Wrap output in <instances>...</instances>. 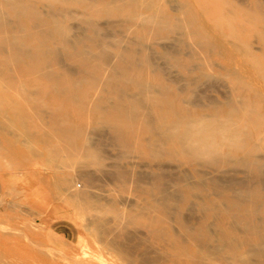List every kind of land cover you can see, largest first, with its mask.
Masks as SVG:
<instances>
[{"label": "rangeland", "instance_id": "rangeland-1", "mask_svg": "<svg viewBox=\"0 0 264 264\" xmlns=\"http://www.w3.org/2000/svg\"><path fill=\"white\" fill-rule=\"evenodd\" d=\"M26 1L46 17L55 11L69 40L79 39L81 53L69 55L66 66L51 61L43 69L27 70L19 69L26 63L5 61L0 53V264H76L81 252L87 253L83 262L92 264H125L127 258L136 259L135 264H264V255L253 252L264 251V244L252 247L249 242L257 238L247 235L244 225L233 224L223 198L261 171L263 182L250 179L247 187L258 191V203H264V121L255 128L241 120L238 127L249 134L240 143L218 139L225 158L216 164L203 155L155 156L144 117L148 112L154 119L158 108L153 104L136 105L139 117L128 119L131 130L117 126L122 119L108 112L129 107L131 98L141 95L166 100L170 87L171 98L189 118L226 119L230 98L264 116V0H179L183 9L176 7L177 0H153V8L168 21L159 30L146 22L153 12L145 6L149 0H135L139 4L126 7L128 13L120 5L132 0ZM188 7L198 15L193 26L180 22ZM89 21L103 44L84 40L92 34ZM24 24L30 31L33 23ZM196 29L207 36L203 44ZM47 45L64 52L62 42ZM121 45L140 47L141 57L159 66V73L150 63L132 71L140 84L159 88V94L153 88L142 92L130 81L109 80L119 70ZM171 49L177 51L174 61L165 57ZM103 50L109 61L81 60ZM189 50L193 54H185ZM43 72L63 79L42 78ZM245 156L255 167L247 170L238 162ZM117 171H127L124 180L112 175ZM156 173L163 175L167 189L183 194L181 209L174 200L170 210L161 205L152 179ZM182 173L190 175V184L168 180ZM214 176L233 190L220 197L197 187L200 177L209 181ZM230 178L238 183L232 185ZM216 203L220 207L212 208ZM263 205L254 219L264 229ZM222 236L233 244H222Z\"/></svg>", "mask_w": 264, "mask_h": 264}, {"label": "bare ground", "instance_id": "bare-ground-1", "mask_svg": "<svg viewBox=\"0 0 264 264\" xmlns=\"http://www.w3.org/2000/svg\"><path fill=\"white\" fill-rule=\"evenodd\" d=\"M177 2L178 3L176 7L178 9L187 8L185 7L186 5L182 4L179 0H177ZM133 3L139 4L135 0H132L131 3L124 2L121 3L120 9L124 11V13H128L125 9L126 7H128V11H129V7H131ZM0 5L5 6V9L1 7L3 10L0 8V53L5 54L4 56L5 61H9V62L22 61L27 65L21 66L19 67V69L27 70L29 68H35V67L36 68L39 67V69H43L45 66H47V63L51 61L55 62L58 65L63 63L66 66L67 64L66 60L69 57V55H72L75 58L79 57V54L81 53L80 49L78 48L80 44L79 39H75L73 41L69 40L66 25L63 24L57 18L55 11H50L48 13V17H46L42 13L37 12L36 9H34L33 6L30 3H28L26 0H5L2 3H0ZM145 6L148 9L153 8V0L147 1L145 3ZM114 9H119V7H115ZM152 10L153 12L151 13V15H149L146 18V22L148 23V26H150V24H153L155 30H159L160 28H162V24L164 26H167L168 21L164 20V16L161 14L160 10H158V8H153ZM184 12L186 17L180 22L183 23L184 25L188 24L189 26H193V24H196L198 20L197 13L194 10L190 9L189 7ZM10 16L11 17L13 16V19H11ZM26 21L33 23V26L31 27L30 31L27 30V28L25 27L24 22ZM37 27L38 29L35 30V28ZM88 27L92 31V34H90L89 37L85 38L84 40H87L88 42H90L89 43L90 45H94V46H99L103 44V40L101 34L98 31V27L95 24H93V22L91 21L88 22ZM177 27H182V25L179 24L177 25ZM145 29L147 28L142 27V30ZM194 32H196L195 34L201 40L200 44H203L202 41L207 36L203 34L204 33L203 31H199L198 29H196V31ZM33 40L35 41L34 46H32V44L30 43ZM51 41H54L56 43L62 42L64 45L63 46L64 52H62L56 46L47 45V43ZM138 44L140 45V47L142 46L141 43ZM195 45L198 46V44H192V46ZM140 47L138 49H135L121 45V49L118 55L119 70L111 73L108 76V78L109 80H116V81L120 80L121 82L130 81L135 83V85L139 84L142 92L149 91L150 88H153L154 92L159 94L160 91L159 88H156L148 83L140 84V82H138L139 79H137L139 77L138 76L135 77L134 75H132V71L139 69L141 65L144 63L146 64L150 63L154 69L153 71L155 72L159 73L161 70L159 66L152 61L151 58L147 56L141 57ZM188 53L193 54L192 51L190 50L188 52L186 51L185 54ZM176 54L177 51L171 49L165 54V57L167 55V57L171 61H174ZM109 57H110L109 52L103 50L99 53V56L91 54V55H87L84 58H81V60L82 61L85 60L87 64H91L98 58H101V60L105 62L109 61L110 60ZM41 77L51 80L63 79V77L53 72H43ZM178 89L179 91L186 90L183 87L181 88L178 87ZM166 90L170 95L166 100H163V98H161L159 95H154L151 98L141 95L139 97L131 98L129 107L122 108V107L114 106L112 109H110V111H108L110 113L115 114L117 118L122 119L123 122L117 126L131 130L132 125L128 121L136 117H139V113L136 110V105H139L140 107L143 108H148L149 105L152 104L156 106L158 110L154 115V119L152 118V115H150L148 112L144 113L148 131H150L152 134V138H151V142H153L152 150L155 156H159L162 154H167L168 156L177 154L187 157L203 155L205 157H208L211 160L210 162L218 164L222 162V160L225 158V153L222 152L221 150L222 148L221 145L218 143L219 141L218 139L240 143L239 141L242 142L244 139H247V135L249 134L247 133V131H243V128L238 127L239 123H242L241 120L245 122L247 121L248 124L250 125L252 123L253 127L255 128H257L262 123V121H264L263 115L251 114L250 112L245 110V105L243 103H240L233 98H230L227 102L228 109L226 111V115H227L226 119L213 118V117L205 118V119L204 118L197 119V117L189 118L191 116L190 113L187 110L183 109V107L178 106L175 103V99L171 98L172 96L170 93L172 92L171 91L172 89H170L169 87ZM161 91L162 92L160 93H164V94L166 93L165 88L161 87ZM74 93L77 94V92ZM214 107L217 109V111L226 110V109H221L220 106H214ZM112 128H113V132L116 135V139L117 140L119 139L121 143H125L121 139L122 137L117 138L118 136L116 134L117 133L116 127H112ZM251 161L252 160L248 159V157L246 156L238 160V162L247 170H250L251 167H255V165L257 164V163H251ZM262 174L263 173L259 171V174H256L255 176L246 177L245 179L242 180L239 190H234L232 195L231 194L229 195V193H227V195L223 197L225 200V210L228 214L231 215L234 222L232 223L233 224L239 223L244 225L243 227V229L245 230L244 232L249 236L257 238V241L249 242V243L254 242L251 244L252 247H260L264 244V229L261 223L256 222V220L254 219V216L258 211L257 207L262 206L264 203L262 201H260V204L258 203L259 202L258 200L259 198L257 195L258 191H254V190L249 191L247 187V182L250 181V179H255L258 182L260 181L263 182ZM112 175L119 179L124 180V178L127 176V171H117L115 175L114 173ZM200 178L201 181H199L197 184V187L200 190L203 191L212 190L214 193L220 195V197L224 195L223 193L224 190L227 191L233 190V189L230 190L232 186L230 187L223 184L224 180L223 178H220V176H214L210 178L209 181H207L205 178L202 177ZM136 179L139 180V177H137ZM152 179L154 180L156 185H158L156 188L157 190H159V194L161 195V200H162L161 205L165 209L170 210L172 205L171 200H174L175 207L178 210L181 209L182 204L184 202L183 194L177 191L172 192L169 189H167L165 185L161 182L163 179V175L161 174L158 173L154 174L152 176ZM189 179H190L189 174L182 173L178 176H174V177L171 176V178L169 177L168 180H170V182L172 183L175 181H185L186 184H190ZM228 181H232L233 182L232 185L235 184L234 182H236V184L238 183V181H236L234 178H230L228 179ZM71 198L72 197H70V199ZM77 198H76V202L78 200ZM243 204L249 205V207L243 208L242 207L244 206ZM219 207L220 204L216 203L212 208L218 209ZM201 208L203 209L205 208V206ZM197 234L201 236V234L198 231ZM194 237L196 239L197 235L194 234ZM147 240H149V238ZM198 241H200V244H203L202 238L198 239ZM221 242L222 244L226 242L233 244L232 239H228V237L225 238L223 236L221 237ZM253 252L264 255V251L262 250V248H258L256 249V251L254 248ZM81 254H83L84 256L87 255V253L85 252H81ZM78 256L76 257V259L78 260L77 261L78 264L80 263L92 264L88 262H83L84 256L82 257L79 254ZM79 260L80 261L82 260V262H79ZM124 260H125V264H135L136 259L134 261L131 258H127ZM163 260L168 261V259L166 258ZM244 264H250V263L244 261Z\"/></svg>", "mask_w": 264, "mask_h": 264}, {"label": "crops", "instance_id": "crops-1", "mask_svg": "<svg viewBox=\"0 0 264 264\" xmlns=\"http://www.w3.org/2000/svg\"><path fill=\"white\" fill-rule=\"evenodd\" d=\"M58 234H60V233H58ZM60 235H63V237L65 236L64 234H60ZM65 238V237H64Z\"/></svg>", "mask_w": 264, "mask_h": 264}]
</instances>
